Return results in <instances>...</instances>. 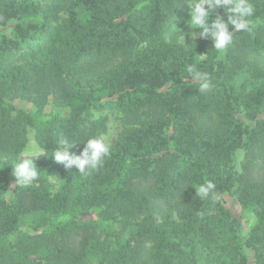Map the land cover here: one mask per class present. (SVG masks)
I'll list each match as a JSON object with an SVG mask.
<instances>
[{"label":"trees","instance_id":"1","mask_svg":"<svg viewBox=\"0 0 264 264\" xmlns=\"http://www.w3.org/2000/svg\"><path fill=\"white\" fill-rule=\"evenodd\" d=\"M185 2L0 0V264H247L240 245L264 264V0H249L250 30L222 52L166 39ZM192 64L209 91L188 78ZM240 70L253 82L233 91ZM103 107L125 128L100 166L55 163L61 137L79 155L102 135L86 113ZM28 127L40 175L15 185ZM209 181L215 197L195 193ZM223 193L254 212L247 238L231 230Z\"/></svg>","mask_w":264,"mask_h":264},{"label":"clouds","instance_id":"2","mask_svg":"<svg viewBox=\"0 0 264 264\" xmlns=\"http://www.w3.org/2000/svg\"><path fill=\"white\" fill-rule=\"evenodd\" d=\"M185 4L189 9L188 20L185 22L189 32L187 34L182 32L173 23L172 27L183 33L178 42L186 47L189 46L185 43L187 35L195 44L197 39L210 40L213 49L222 52L232 44L234 33L250 30L249 18L254 13V7L249 0H186L182 5ZM220 10H223L222 14ZM186 74L198 86L197 90L200 93L212 88L209 76L198 71L196 65H188ZM80 144L84 146L77 155L70 150L79 144L70 143L68 139L61 137L50 152V156L55 163L63 165L65 169L75 168L79 174H87L99 167L103 159L110 154L109 145L103 135L88 138ZM10 168L15 185H30L37 181L40 175L28 150L25 151L24 158L17 159ZM195 193L200 197L209 195L215 197L214 184L209 181L200 186Z\"/></svg>","mask_w":264,"mask_h":264},{"label":"rangeland","instance_id":"3","mask_svg":"<svg viewBox=\"0 0 264 264\" xmlns=\"http://www.w3.org/2000/svg\"><path fill=\"white\" fill-rule=\"evenodd\" d=\"M33 1H41V0H33ZM189 9L186 5L185 11L178 16L175 22L173 24L180 29L184 33H188L189 29L186 25V21L188 20V13ZM68 17L66 13H62L60 15V20H65ZM178 29H173L172 24L170 26V29L168 33H166V39L168 41H175L177 43L179 40V37L183 35ZM199 31V30H197ZM191 40L190 37L186 35L185 42ZM182 44V43H180ZM146 46L145 43L138 46V49H143ZM252 57V56H251ZM254 58L258 59V65L262 68H264V52L259 54L258 56H255ZM1 72V71H0ZM253 80L250 77V73L247 70H240L236 72L235 75H233L228 83L233 91H239L241 87L244 89L251 88V83ZM87 117L99 121L103 126L102 135L106 137V142L109 145V149L111 150L114 144L116 143L117 139L119 138L121 132L125 128V125L123 123V116L119 111L115 108L110 107H103L99 109H92L86 113ZM25 139L26 144L22 151L21 158H24V153L26 150L30 152L31 158H37L41 155H43V150L37 145V143L34 140V129L32 127H28L25 132ZM244 152L243 151H237L236 153V168H239V164L241 163L243 159ZM221 169V173L224 172V169L219 166V170ZM53 183L52 191L56 190L59 187V182L57 180H52ZM9 198V194L5 193L3 194V199L7 200ZM221 204L225 209L228 210V213L231 217V220H235L237 222V226L231 224V230L237 231V234L240 235L242 238H247L249 235V232L251 228L254 226L256 222L255 214L250 209H245L239 206V204L236 202L234 198H231L227 195V193H223L220 197ZM65 219V216L63 217H53L51 218L52 222H57L60 220ZM113 220L110 221L112 223V228L115 230L119 229V224H116ZM119 221V220H118ZM24 232L31 233V229L24 227ZM228 237L225 238V241ZM239 252L241 254H244V256L247 258V264H254V257H253V251L244 248L242 245L239 246ZM263 254V260H264V248L262 249Z\"/></svg>","mask_w":264,"mask_h":264}]
</instances>
